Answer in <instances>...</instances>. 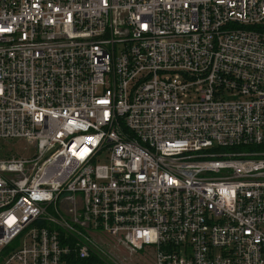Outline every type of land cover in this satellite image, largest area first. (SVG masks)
<instances>
[{
    "label": "built area",
    "instance_id": "2783aa9c",
    "mask_svg": "<svg viewBox=\"0 0 264 264\" xmlns=\"http://www.w3.org/2000/svg\"><path fill=\"white\" fill-rule=\"evenodd\" d=\"M16 140L0 264H264V0H0Z\"/></svg>",
    "mask_w": 264,
    "mask_h": 264
},
{
    "label": "rangeland",
    "instance_id": "374dc122",
    "mask_svg": "<svg viewBox=\"0 0 264 264\" xmlns=\"http://www.w3.org/2000/svg\"><path fill=\"white\" fill-rule=\"evenodd\" d=\"M34 153L33 147H31L25 140H16V141H9V142H3L0 141V160L8 158L12 155H22V156H32ZM101 244V248L107 253L106 256L111 257H117L118 255L120 257L125 256L126 251L121 247H116L112 244L111 241H107ZM118 254V255H115ZM135 260V258H134ZM137 264H152L151 258H148L147 261H136Z\"/></svg>",
    "mask_w": 264,
    "mask_h": 264
}]
</instances>
